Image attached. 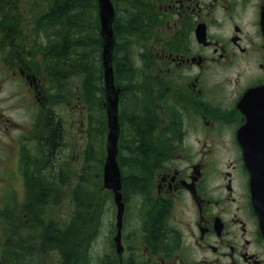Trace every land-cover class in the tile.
Wrapping results in <instances>:
<instances>
[{
    "label": "flooded vegetation",
    "instance_id": "af4514ba",
    "mask_svg": "<svg viewBox=\"0 0 264 264\" xmlns=\"http://www.w3.org/2000/svg\"><path fill=\"white\" fill-rule=\"evenodd\" d=\"M143 2L152 13L130 43L135 84L118 106V147L131 151L130 127L143 120L139 149L148 160L137 192L122 187L119 226L112 191L101 203L94 187L88 264H264L240 109L248 91L264 86V0ZM51 3L0 0V264H44L52 252L65 264L60 242L72 221L70 264H78L86 239L81 110L71 107L78 122L70 120L68 140L63 85L54 87L41 46L59 31ZM50 122L61 130L49 150L42 134Z\"/></svg>",
    "mask_w": 264,
    "mask_h": 264
},
{
    "label": "trees",
    "instance_id": "16d2710c",
    "mask_svg": "<svg viewBox=\"0 0 264 264\" xmlns=\"http://www.w3.org/2000/svg\"><path fill=\"white\" fill-rule=\"evenodd\" d=\"M115 8L113 24L115 50H114V78L120 87V104L123 100L124 90L134 83L133 70L130 68L131 55L130 43L133 36L147 31L148 18L151 10L143 7V0H112ZM48 17L53 19L54 33L41 46L46 47L44 58L47 61L49 73L55 82V88L62 85L67 90V83L73 77L80 79L78 91L71 95L78 98V105L82 106L83 136L85 143L81 144L80 161V200H81V228L80 238L87 229V216L90 194L94 187L101 186V171L105 157V90L103 71L101 65L102 38L99 31L97 0H52ZM63 29L60 34V29ZM142 29V30H141ZM128 43V49L125 45ZM62 76V77H61ZM61 77V78H60ZM135 84V83H134ZM133 84V85H134ZM69 94L66 95V101ZM123 115V111H120ZM145 121L141 120L139 126L130 127V141L133 148L129 153L122 152L119 147L118 161L122 171L124 189L137 192L141 184L144 171L143 162L145 153L139 149L140 144L146 139L144 134ZM60 126L50 122L45 125L42 138L45 146L50 150L60 139ZM133 162L125 166L123 162ZM125 169V170H124ZM128 172L130 177L123 173ZM134 192V193H136ZM132 193V192H130ZM62 250L65 264L73 260L74 223H70L62 236ZM56 238V236H55ZM60 250L59 246H55Z\"/></svg>",
    "mask_w": 264,
    "mask_h": 264
},
{
    "label": "water",
    "instance_id": "95a60500",
    "mask_svg": "<svg viewBox=\"0 0 264 264\" xmlns=\"http://www.w3.org/2000/svg\"><path fill=\"white\" fill-rule=\"evenodd\" d=\"M98 13L100 33L102 37V66L105 85L107 106V144L106 158L103 165V187L114 194V202L118 207V226L120 223L123 205L121 203L120 171L116 161L118 126V90L114 85L113 77V49L114 36L112 23L114 20V8L111 0H98ZM240 109L247 118V123L242 131L245 139L243 155L245 165L251 177V194L254 211L259 219V226L264 236V87L252 89L246 93ZM257 139V147L254 141ZM261 142H260V141ZM263 145V146H260Z\"/></svg>",
    "mask_w": 264,
    "mask_h": 264
},
{
    "label": "rangeland",
    "instance_id": "374dc122",
    "mask_svg": "<svg viewBox=\"0 0 264 264\" xmlns=\"http://www.w3.org/2000/svg\"><path fill=\"white\" fill-rule=\"evenodd\" d=\"M79 85H80V79L77 78V77H73L71 80H69V83H67V90H64V87H63V105H61L59 107V111L62 112V114L64 115V118H65V121L67 123L68 140H69V137H70L71 132H72V129L69 128L70 120L74 117L75 118V122H78V118L74 114H72V111H71V107L73 105H77L78 106V104L76 103L75 98L71 97V95L76 93L75 89ZM67 94H69L70 97L66 101V95ZM79 109H81V111H82L84 108L79 105ZM75 129H76L75 132L78 135L79 132L77 131L76 126H75ZM80 134H81V132H80ZM79 140L81 141L80 144L85 143L83 133H82L81 139H79ZM76 141H78V138L76 139ZM71 143H73V142H71ZM4 149H5L6 152L7 151H11L12 145L11 146H6ZM80 151H81V149H80ZM80 161H81V157H80ZM101 192L102 193L99 196V200H100L101 203H104L107 199L109 200V197H111V196L109 195V192L104 190V189H102ZM111 201H112V198H111ZM85 236H86V239L81 244V246L79 248V254L80 255H79L78 264H88V253H89L88 228L85 230ZM44 257H45L43 259L44 260V264H57L58 263V255L55 252L47 253ZM35 262L36 261H34L33 264H35Z\"/></svg>",
    "mask_w": 264,
    "mask_h": 264
},
{
    "label": "bare ground",
    "instance_id": "6f19581e",
    "mask_svg": "<svg viewBox=\"0 0 264 264\" xmlns=\"http://www.w3.org/2000/svg\"><path fill=\"white\" fill-rule=\"evenodd\" d=\"M142 30V29H141ZM41 31V30H40ZM62 132V131H61ZM62 136V135H61ZM32 180V179H31ZM162 221V220H161Z\"/></svg>",
    "mask_w": 264,
    "mask_h": 264
}]
</instances>
